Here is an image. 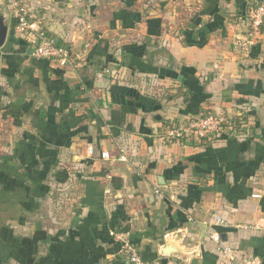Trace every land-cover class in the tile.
<instances>
[{
  "label": "crops",
  "instance_id": "obj_1",
  "mask_svg": "<svg viewBox=\"0 0 264 264\" xmlns=\"http://www.w3.org/2000/svg\"><path fill=\"white\" fill-rule=\"evenodd\" d=\"M23 1L83 66L35 58L9 17L0 264H128L113 230L147 264H238L211 233L264 264V23L250 35L246 15L262 0ZM207 113L248 123L219 139L166 137ZM89 146L128 157L109 163Z\"/></svg>",
  "mask_w": 264,
  "mask_h": 264
},
{
  "label": "built area",
  "instance_id": "obj_2",
  "mask_svg": "<svg viewBox=\"0 0 264 264\" xmlns=\"http://www.w3.org/2000/svg\"><path fill=\"white\" fill-rule=\"evenodd\" d=\"M0 8H4L10 19L14 21L13 28L15 32L22 36L35 58L49 60L75 72L82 68L83 61L80 54L40 27L36 22L34 13L23 0H0ZM246 15L251 35L264 23V0L250 6ZM240 44V42H236L237 48L238 46H242ZM106 72L111 73L110 70H106ZM236 115L221 113L198 115L185 124L170 125V128L166 131V137L175 140H189L193 138L213 140L227 137L230 134H234L233 118ZM245 128L246 125L242 126L239 134L243 133ZM96 153L100 159L109 163L126 161L128 157L126 150L122 147H118L117 153H112L109 149H100L96 152V148L93 146H89L86 149V154L89 157H94ZM154 192L156 194L160 193L158 188H155ZM253 196L259 197L260 195L256 193ZM216 222L219 224L225 223L219 216L216 217ZM110 234L121 242L122 252L127 257L128 264H147L126 234L114 230ZM210 239L216 243L217 251L226 259L230 261L238 260V264H260V259L257 256H238L237 249L224 244L218 233H211Z\"/></svg>",
  "mask_w": 264,
  "mask_h": 264
},
{
  "label": "water",
  "instance_id": "obj_3",
  "mask_svg": "<svg viewBox=\"0 0 264 264\" xmlns=\"http://www.w3.org/2000/svg\"><path fill=\"white\" fill-rule=\"evenodd\" d=\"M14 25L12 26V28ZM10 22H9V15L3 12L0 9V49L3 54H8L13 51V41L9 39L8 32L10 30ZM121 50L118 49V54H120ZM28 53L32 54L31 49H28ZM175 252L172 247V243H167V245L163 249L164 254H170Z\"/></svg>",
  "mask_w": 264,
  "mask_h": 264
},
{
  "label": "trees",
  "instance_id": "obj_4",
  "mask_svg": "<svg viewBox=\"0 0 264 264\" xmlns=\"http://www.w3.org/2000/svg\"><path fill=\"white\" fill-rule=\"evenodd\" d=\"M184 15L186 16V13ZM233 122H234V126H233L234 134H230L228 136L239 134V132L241 131V127L245 126L248 123L246 115L244 113H238L233 118Z\"/></svg>",
  "mask_w": 264,
  "mask_h": 264
},
{
  "label": "rangeland",
  "instance_id": "obj_5",
  "mask_svg": "<svg viewBox=\"0 0 264 264\" xmlns=\"http://www.w3.org/2000/svg\"><path fill=\"white\" fill-rule=\"evenodd\" d=\"M3 12H5V9L4 8H0ZM6 13V12H5ZM10 22V21H9ZM1 49H0V55H1Z\"/></svg>",
  "mask_w": 264,
  "mask_h": 264
}]
</instances>
